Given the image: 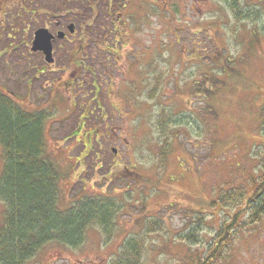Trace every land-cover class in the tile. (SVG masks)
Segmentation results:
<instances>
[{
  "label": "rangeland",
  "instance_id": "rangeland-1",
  "mask_svg": "<svg viewBox=\"0 0 264 264\" xmlns=\"http://www.w3.org/2000/svg\"><path fill=\"white\" fill-rule=\"evenodd\" d=\"M88 1L0 0V92L47 116L59 208H116L110 234L90 225L78 247L48 244L27 264H113L134 240L139 264H264V213L246 206L264 203V0H114L107 21L106 0ZM55 20L75 35L41 73L33 34Z\"/></svg>",
  "mask_w": 264,
  "mask_h": 264
},
{
  "label": "trees",
  "instance_id": "trees-1",
  "mask_svg": "<svg viewBox=\"0 0 264 264\" xmlns=\"http://www.w3.org/2000/svg\"><path fill=\"white\" fill-rule=\"evenodd\" d=\"M77 1L82 6L90 3L88 0H74ZM119 6L114 0H106V5L101 6L106 11L104 19L109 20ZM235 6L236 2H232L231 8ZM84 10L88 16L96 8L95 5H88ZM13 19V15L9 16L7 23L14 25L13 21L10 23ZM94 19L97 24L99 18ZM83 21L86 22V19L83 18L80 23ZM104 29L94 26L92 32L99 31L103 40L110 38L108 41H113L117 35L116 29ZM14 34L11 32L6 36ZM46 120L45 114L25 112L11 97L0 92V149L3 165L0 173V203L3 205V211L0 212V264H27L41 248L51 243L76 248L90 225L108 228L106 232L111 233L109 224L116 208L106 201L85 198L77 200L65 210L59 208L60 173L46 154ZM253 198L252 195L246 206L252 210L253 217L258 218L264 213V203L259 202L254 207ZM226 201L231 205L236 202L222 198L221 205ZM243 201L244 196H241L239 203ZM237 220L238 217L229 220L225 229L229 232L231 228L232 232L240 228ZM225 235V231L220 229L218 238L221 240L215 245L218 251L224 247L225 239L222 238ZM141 249L142 246L136 240L125 244L113 264H139Z\"/></svg>",
  "mask_w": 264,
  "mask_h": 264
},
{
  "label": "water",
  "instance_id": "water-1",
  "mask_svg": "<svg viewBox=\"0 0 264 264\" xmlns=\"http://www.w3.org/2000/svg\"><path fill=\"white\" fill-rule=\"evenodd\" d=\"M74 25L70 24L68 26V31L69 33H74ZM57 38L58 39H63L65 34L63 32H58L57 33ZM54 39V36L44 28L38 29L37 31L34 32L33 35V42H32V47L31 50L33 52H42L45 57V61L47 63H51L53 61L52 58V40Z\"/></svg>",
  "mask_w": 264,
  "mask_h": 264
},
{
  "label": "flooded vegetation",
  "instance_id": "flooded-vegetation-1",
  "mask_svg": "<svg viewBox=\"0 0 264 264\" xmlns=\"http://www.w3.org/2000/svg\"><path fill=\"white\" fill-rule=\"evenodd\" d=\"M34 12L35 11H32L31 12V14L33 15L34 14ZM2 20H4V18L2 19ZM54 24V28L52 29V28H45V29H47V30H49V32L50 31H52V35H54L53 34V31H56V32H59L58 30H62L64 27L67 29V27H68V25H66L65 23H63V22H60V21H58V20H55V22L53 23ZM66 25V26H65ZM9 28V30H12V28H13V30L14 31H16V29L14 28V25L13 24H8L7 23V26H5L4 25V23H2V30L3 29H5V30H7ZM12 32V31H11ZM11 34V33H10ZM57 34V33H56ZM65 34V36H64V38L63 39H57V38H54L53 40H52V47H53V50H52V58H53V61L51 62V63H47L46 61H45V57H44V54L42 53V52H39V51H37V52H33V51H31V55H33V56H35V58H37L39 61H41V63L43 64V65H40L39 64V67L40 68H42V72L41 73H43V71L47 68V67H51V66H53L54 65V63H55V58H54V55H55V52H56V50H54V44H55V42H56V40H59V41H65L66 39H67V36H69V37H73L74 35H75V31H74V33H69V31H68V29H67V34L66 33H64ZM13 36H15V34L13 35ZM12 36L10 35L9 36V38H11ZM33 41V40H32ZM86 49L87 48H82L81 50H79V53H81V54H84V57L87 55V52H86ZM68 55H69V53H68ZM32 66H35V67H37L36 65H32ZM39 70V69H38ZM39 72V71H38ZM97 91H98V89L96 88L95 89V92L97 93Z\"/></svg>",
  "mask_w": 264,
  "mask_h": 264
}]
</instances>
